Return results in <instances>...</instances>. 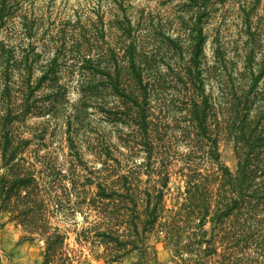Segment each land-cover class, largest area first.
I'll return each mask as SVG.
<instances>
[{
	"label": "trees",
	"instance_id": "1",
	"mask_svg": "<svg viewBox=\"0 0 264 264\" xmlns=\"http://www.w3.org/2000/svg\"><path fill=\"white\" fill-rule=\"evenodd\" d=\"M187 1L176 36L165 33L161 20H149L157 40L150 51L135 32L141 24L134 27L126 14L115 18L112 37L101 21L77 33L58 30L37 79L32 73L41 53L32 43L18 47V56L0 39V218L5 214L23 240L40 243V264H125L128 257L129 264H160L151 237L170 249L174 264H264V235L255 234L264 232V89L258 90L264 53L255 59L264 22L248 0L241 2L243 69L234 71L215 36L209 71L202 68L207 8L202 0ZM15 3L0 0V26ZM20 24L26 38L35 34L27 15ZM69 59L75 66L67 72L80 74L82 103L67 118L74 160L63 170L51 152L32 147L34 133L26 136L21 127L40 86L50 90L44 100L53 98L48 110L61 101L58 81ZM161 64L172 76L161 74ZM219 67L227 76H213ZM204 69L209 76H201ZM90 99L99 101L105 118L128 126L127 138L144 155L138 166L101 175L76 169L84 165L76 137ZM37 133L41 144L45 128ZM223 138L233 143L234 170L220 160ZM179 139L185 151L178 154ZM104 149L110 156L109 145Z\"/></svg>",
	"mask_w": 264,
	"mask_h": 264
},
{
	"label": "rangeland",
	"instance_id": "2",
	"mask_svg": "<svg viewBox=\"0 0 264 264\" xmlns=\"http://www.w3.org/2000/svg\"><path fill=\"white\" fill-rule=\"evenodd\" d=\"M248 1L255 7V18H260L264 22V0ZM253 1H255V5L252 4ZM202 2L207 8V20H209L205 27L208 38L204 46L205 61L202 63V68L209 67V71L212 70L210 67L214 69L216 58L213 54V44L215 36H218L223 46L222 49L225 50V57L234 62V71L240 72L245 62L243 56L246 54V49L242 44L246 35L239 34L242 24L239 6L244 3V0H202ZM190 7L187 0H17L11 9L13 15L4 25L0 26V39H3L7 45L13 46L16 52L18 47L25 48L29 42L32 43L35 51L41 53L39 62L34 65L32 73L33 78L37 79L40 74L39 64L44 63L53 55L54 44L50 43L49 39L58 30L63 29L66 33H70L76 28L77 33L78 28L90 30L96 24L101 25V21L107 35L112 37L116 32L115 18L126 14L134 27H137L138 23L141 24L135 29V32L140 39L142 38V48L150 51L157 44V40L149 33L151 28L149 20L152 18L155 22L158 19L161 20L166 25L165 28H168L165 33L176 36L178 16L181 13L186 14ZM24 15H27L34 23L35 34L30 38L23 36L21 30L20 22ZM262 38L260 39L261 49L256 51L257 62L262 59L261 54L264 53V36ZM103 45L106 46L105 43ZM19 52L20 50L17 52L18 56L21 54ZM176 59L179 60V57L176 56ZM179 62H181V66L184 64V60H179ZM64 63L66 72L63 69L58 81V84L64 87V90H61L63 95L61 97L60 94L58 95L61 101L58 100L51 111L48 110V102L53 101V98L49 101L44 100L45 94L50 90L45 85L40 86L34 93V97L38 100L36 107L25 120L27 126L21 127V129L24 130L26 136L34 133L32 147L39 145L40 154L51 152L57 157V162L63 167V170H66L74 160L68 147L67 118L73 113V106L79 105V102L82 103V94L78 86L79 71L67 72L70 71L71 65H74L73 60H65ZM159 70L163 76H172V70L166 65H159ZM204 70L201 76H209V71ZM215 72L213 76H218V74L227 76V73L221 72L220 67L216 68ZM263 89L264 76L258 83V90ZM108 97L110 98V96ZM86 102L87 106L80 118L81 126L78 128L76 123L73 124V127L78 128L76 149L84 164L79 165L76 169L85 168V171L81 170V172L89 173L88 171L92 170L101 175L104 169L108 171L116 169L119 172H124L138 166L144 155L139 147L134 146L131 137L127 138L128 126L120 121H111L105 118L104 112L97 109L98 100L90 99ZM168 120L170 119L168 118ZM43 128H45V135L42 139L43 143L39 144L36 139L39 137L37 132ZM173 138L177 140L176 137L171 139L173 140ZM175 144L178 146V154L185 151L184 143L180 139ZM105 145H109L110 156L105 155ZM100 152H103V155ZM219 152L221 162L234 170L236 157L233 143L224 138L221 139ZM107 162L110 163V166L106 165ZM76 219L81 220L82 215L77 214ZM260 233L264 235V232H255L257 236H260ZM21 235L20 229L13 222L8 221L5 214H2L0 218L1 262L3 264H40V243L23 240ZM150 243L155 247L157 260L160 264H174L170 249L162 241L151 237ZM253 246L256 244L253 243ZM132 260L134 258L128 257L125 264H129Z\"/></svg>",
	"mask_w": 264,
	"mask_h": 264
}]
</instances>
